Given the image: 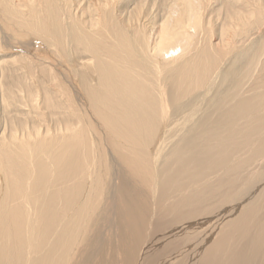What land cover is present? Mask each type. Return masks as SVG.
Instances as JSON below:
<instances>
[{
    "label": "bare ground",
    "instance_id": "1",
    "mask_svg": "<svg viewBox=\"0 0 264 264\" xmlns=\"http://www.w3.org/2000/svg\"><path fill=\"white\" fill-rule=\"evenodd\" d=\"M0 264H264V0H0Z\"/></svg>",
    "mask_w": 264,
    "mask_h": 264
}]
</instances>
